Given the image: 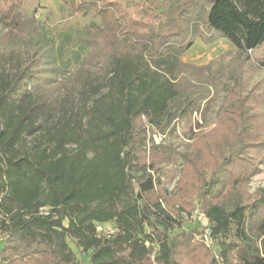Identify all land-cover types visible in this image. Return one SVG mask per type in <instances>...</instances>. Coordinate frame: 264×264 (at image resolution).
<instances>
[{
  "label": "trees",
  "instance_id": "1",
  "mask_svg": "<svg viewBox=\"0 0 264 264\" xmlns=\"http://www.w3.org/2000/svg\"><path fill=\"white\" fill-rule=\"evenodd\" d=\"M64 3L99 20L52 32L39 5L0 15V264H264V187L246 186L264 155V0ZM197 36L234 50L187 62ZM222 91L210 159L180 153L190 186L166 193L153 134ZM197 204L213 253L184 227Z\"/></svg>",
  "mask_w": 264,
  "mask_h": 264
},
{
  "label": "rangeland",
  "instance_id": "2",
  "mask_svg": "<svg viewBox=\"0 0 264 264\" xmlns=\"http://www.w3.org/2000/svg\"><path fill=\"white\" fill-rule=\"evenodd\" d=\"M121 3L123 6L129 4L130 0H113ZM137 1V0H133ZM19 5L22 9L30 11L35 5H39L37 16L46 22L47 27L52 31L56 32L58 29H64L66 27H81L84 23L91 20L98 21L96 14L91 11L86 14L72 13L64 3V0H0V15L1 13L7 12L11 5ZM7 28L2 27L0 22V33L5 31ZM234 50L231 42L225 37H216L212 41H206L200 36L195 37L193 43L182 53V59L197 65L206 64L219 58V56L225 51ZM251 56L255 60L264 58V43L256 47L251 51ZM264 77V68L262 67L259 71H256L252 76L251 80ZM225 91L213 96L206 102H202L200 108L193 112H186L184 115L176 119L173 123V127L167 128L163 134H153V138L157 143H161L167 148L169 152V159L160 164V170L157 174L159 178L160 187L166 193L176 192L180 188H186L189 185L188 180H184L186 172L182 164V157L180 153L190 152L191 153L198 147L197 154L201 151V160H209L210 156L206 149H210L206 146L209 142L208 137L215 132L214 127H218L217 124H211L207 126L210 121H213L216 117V112L221 106ZM260 113H264V105L261 108L256 109ZM33 135H27L25 142L29 145L34 141ZM196 142V144H195ZM149 146V145H148ZM196 151V150H195ZM256 169L250 175L247 182V189L249 192L255 191L257 188L264 187V155L257 161ZM238 166L234 163L226 167L225 173L236 171ZM224 173V174H225ZM190 186V185H189ZM191 190L187 192L184 197L190 199ZM177 205V204H175ZM203 213V209L200 204H197L189 213L186 211H180L184 218V227L188 229L196 228L198 233L196 237L200 242L208 248L210 253H213L214 247L212 240L205 237L202 234V226L198 223L194 215L198 212ZM247 226L250 227V223L247 222ZM201 232V234H199ZM180 259L184 264H192V260L199 259L193 253H183ZM1 260V251H0Z\"/></svg>",
  "mask_w": 264,
  "mask_h": 264
},
{
  "label": "built area",
  "instance_id": "3",
  "mask_svg": "<svg viewBox=\"0 0 264 264\" xmlns=\"http://www.w3.org/2000/svg\"><path fill=\"white\" fill-rule=\"evenodd\" d=\"M198 212V211H197ZM40 213H46V209L45 208H41L40 209ZM195 218H197L199 220V222L202 224V226L206 227L207 224H208V219L207 217L204 215V213H199L197 215H194ZM97 230L98 231H101L102 230V226L101 225H98L97 226ZM207 230V229H206ZM106 233H111L113 232V229L112 228H107L105 230Z\"/></svg>",
  "mask_w": 264,
  "mask_h": 264
}]
</instances>
